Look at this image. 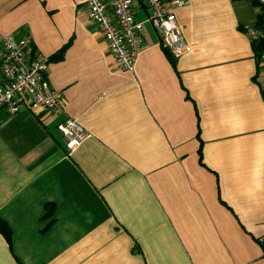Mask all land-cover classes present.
I'll return each mask as SVG.
<instances>
[{"label": "crops", "instance_id": "1", "mask_svg": "<svg viewBox=\"0 0 264 264\" xmlns=\"http://www.w3.org/2000/svg\"><path fill=\"white\" fill-rule=\"evenodd\" d=\"M86 2L0 0V35L32 42L64 100L60 115L0 113V264H264L256 3L187 0L175 16L190 49L172 58L138 9L131 73ZM66 117L90 134L73 149Z\"/></svg>", "mask_w": 264, "mask_h": 264}, {"label": "built area", "instance_id": "2", "mask_svg": "<svg viewBox=\"0 0 264 264\" xmlns=\"http://www.w3.org/2000/svg\"><path fill=\"white\" fill-rule=\"evenodd\" d=\"M251 1L259 8L261 20L244 27L245 37L262 45L264 58V0ZM187 4V0H87L86 7L88 18L104 37L114 67L133 73L144 24L135 18L137 10H144V22L155 30L168 54L177 57L190 49L175 16ZM0 36V113L12 118L23 106L30 105L60 115L64 100L47 81L48 59L41 57L28 38L17 39L12 33ZM60 123L58 132L71 149L90 136L76 118L66 117Z\"/></svg>", "mask_w": 264, "mask_h": 264}, {"label": "trees", "instance_id": "3", "mask_svg": "<svg viewBox=\"0 0 264 264\" xmlns=\"http://www.w3.org/2000/svg\"><path fill=\"white\" fill-rule=\"evenodd\" d=\"M258 45V47H256V51L258 54L262 53V45L256 43V46ZM167 55H169L170 58H172V56L170 54H168V52L166 51ZM61 51L58 52V54L56 55H52L50 58H54V59H58L60 57ZM50 60V59H49ZM172 60V59H171ZM0 233L9 241V234H10V229L9 227L6 226V224L3 222V220H0Z\"/></svg>", "mask_w": 264, "mask_h": 264}]
</instances>
